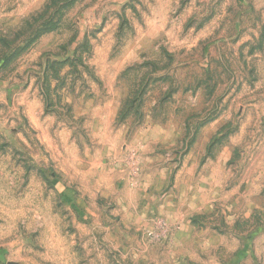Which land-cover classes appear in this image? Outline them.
<instances>
[{"label": "rangeland", "instance_id": "rangeland-1", "mask_svg": "<svg viewBox=\"0 0 264 264\" xmlns=\"http://www.w3.org/2000/svg\"><path fill=\"white\" fill-rule=\"evenodd\" d=\"M0 264H264V0H0Z\"/></svg>", "mask_w": 264, "mask_h": 264}]
</instances>
